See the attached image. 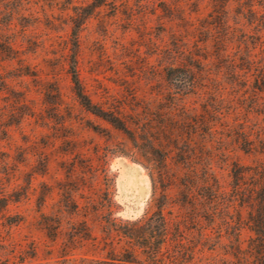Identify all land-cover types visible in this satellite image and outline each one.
Returning <instances> with one entry per match:
<instances>
[{
  "label": "rangeland",
  "instance_id": "1",
  "mask_svg": "<svg viewBox=\"0 0 264 264\" xmlns=\"http://www.w3.org/2000/svg\"><path fill=\"white\" fill-rule=\"evenodd\" d=\"M259 38L264 0H0V264L143 262L122 230L159 208L167 253L185 218L181 264L233 259L264 183ZM73 59L122 127L79 101ZM203 182L206 235L187 215Z\"/></svg>",
  "mask_w": 264,
  "mask_h": 264
},
{
  "label": "trees",
  "instance_id": "2",
  "mask_svg": "<svg viewBox=\"0 0 264 264\" xmlns=\"http://www.w3.org/2000/svg\"><path fill=\"white\" fill-rule=\"evenodd\" d=\"M259 41L260 45L264 44V38ZM70 72L74 91L79 101L87 109L106 118L115 126L122 127L123 124L117 115L99 109L86 94L78 76L75 59H73V63L70 66ZM254 74V79L257 84H259V89L264 90V69L257 70ZM234 175L237 180L235 188L239 191L240 197L248 195L250 198H254L257 192V186L255 183L249 188L243 186L242 183L245 182L243 180L244 170L239 169ZM244 189H246L247 194L243 191ZM259 193L262 196L259 201L260 204L256 206L254 212H249L248 220L250 224L248 228L251 231V235L247 243L244 245V240L240 239L241 231L239 229L232 242L233 250L231 255L233 259L223 260L222 264H264V183ZM216 197L217 190H214L212 184L209 182L200 183L194 190L190 191V200L194 205H192L187 215L189 216V220L194 223L196 231L200 232L202 235H206L207 232L205 226L201 223V219L209 221L216 215L215 211L207 209L206 202L209 203ZM198 204L201 205L200 209L196 206ZM183 220H185V218H178L174 222L176 249L172 253H167L166 245L169 239L172 238V234L170 235L169 223L161 208L150 214L145 213L135 220L127 221L129 227L122 230V232L130 240L135 242L136 247L140 250L139 252L144 256V261L136 260L138 252L134 248L129 251L131 252L129 255L126 257H118V260L128 261L132 264H181L184 262L185 256L183 253L181 254L182 241L179 237L181 236L179 224L183 223ZM221 233L222 232L219 231V234ZM193 252L195 251L192 248L191 253ZM166 258L168 259L167 262Z\"/></svg>",
  "mask_w": 264,
  "mask_h": 264
},
{
  "label": "bare ground",
  "instance_id": "3",
  "mask_svg": "<svg viewBox=\"0 0 264 264\" xmlns=\"http://www.w3.org/2000/svg\"><path fill=\"white\" fill-rule=\"evenodd\" d=\"M138 172V171H137ZM133 179V178H132ZM140 179V178H139ZM141 180V179H140ZM146 186V185H145Z\"/></svg>",
  "mask_w": 264,
  "mask_h": 264
}]
</instances>
